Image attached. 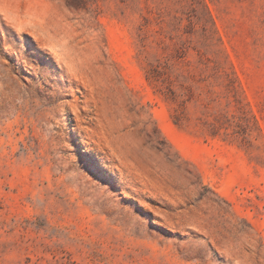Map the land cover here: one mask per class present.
Masks as SVG:
<instances>
[{
  "label": "rangeland",
  "instance_id": "rangeland-1",
  "mask_svg": "<svg viewBox=\"0 0 264 264\" xmlns=\"http://www.w3.org/2000/svg\"><path fill=\"white\" fill-rule=\"evenodd\" d=\"M0 264H264V0H0Z\"/></svg>",
  "mask_w": 264,
  "mask_h": 264
}]
</instances>
